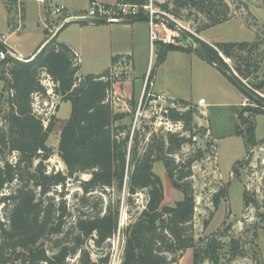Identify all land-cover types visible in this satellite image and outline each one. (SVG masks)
Returning a JSON list of instances; mask_svg holds the SVG:
<instances>
[{
	"label": "trees",
	"instance_id": "16d2710c",
	"mask_svg": "<svg viewBox=\"0 0 264 264\" xmlns=\"http://www.w3.org/2000/svg\"><path fill=\"white\" fill-rule=\"evenodd\" d=\"M157 1L154 6L172 18H180L183 11L203 15L206 24L199 32L232 17L226 0ZM124 2L140 8L139 14L125 23L147 22L144 7L150 0ZM165 21L170 29L177 30L175 22ZM101 24L105 23H94ZM45 33L44 47L40 46L33 60L8 58L0 62L9 91L7 129L0 128V264H111V240L121 229L123 195H127L125 202L131 218L123 230L120 264H178L190 249L195 250L194 264H219L226 247L234 259L242 256L239 238L223 242L231 226L220 236L196 240V197L191 180L196 157L190 155L178 162L174 157L193 145L192 136L169 133L156 147L150 143L142 148L144 137L140 139V132L132 137L131 130L120 124L128 114L116 111L111 96L118 81L113 70L125 56L113 57L112 65L103 73L79 75L80 60L74 50L49 28ZM194 41L198 48L159 41L160 60L163 62L170 52L195 53L250 98L255 106L238 110L235 129L245 139L249 155L251 149L264 144V140H256L255 124L256 117L264 114L263 98L255 92H264V76L258 75L264 40L214 46L199 38ZM220 53L233 65L225 62ZM45 78L52 85L53 96L71 104L58 146L66 171L50 172L47 166L54 155L48 140L55 117L46 126L34 104L36 97L50 98L43 84ZM150 78H154L153 71ZM175 102L189 109L172 111L170 119L183 121L185 132H192L195 111L190 102ZM12 154L16 155L15 161L10 160ZM158 161L164 162L174 188L183 194L174 206L164 204V184L154 171ZM249 161L237 162L233 172L239 175V168ZM72 183H77L78 190L70 202ZM7 189L11 190L5 192ZM140 193L146 195L141 210L135 205ZM220 193L214 197L216 206ZM249 207L259 208V202L255 192L245 189L244 209Z\"/></svg>",
	"mask_w": 264,
	"mask_h": 264
},
{
	"label": "rangeland",
	"instance_id": "374dc122",
	"mask_svg": "<svg viewBox=\"0 0 264 264\" xmlns=\"http://www.w3.org/2000/svg\"><path fill=\"white\" fill-rule=\"evenodd\" d=\"M168 1L158 0L157 2ZM226 1L230 6L232 16L230 21L202 32H199V29H202L206 24L203 15L194 11L189 15L188 11H183L180 18L173 17L171 19L172 16L166 13L170 18L164 17L175 22L179 29L176 31L170 29L162 17L158 22V28L156 27L159 40H166V42L185 48H198L194 38H199L212 46L222 42L254 43L256 40H264V0ZM88 2L89 0H71L70 4L73 9L81 11ZM6 4L9 12L14 11V24H9L10 14L7 13ZM52 4L55 5V2ZM45 8L36 0H0V37L4 36L7 43L14 45L20 53L26 55L28 51L46 39L45 25L49 27L50 32L54 25L61 22V18L51 16L49 8L47 10ZM135 23L139 24L138 22L131 24ZM163 23L167 26V31ZM78 24L81 25V23H71L68 27H72L66 34L71 40H78L83 45L81 73H103L112 65V59L116 55L111 54L109 43H103V40H92L95 36L93 31H78L77 28L80 26ZM105 24L108 25L109 23ZM119 24L118 26H125L126 23ZM10 25L16 27V33H13L15 30H11ZM119 29L121 32L129 33L127 30ZM148 32L149 43L146 44L147 48L143 46L141 52L137 50L139 53L137 70L132 68L130 58L127 62L121 63L116 70H113V76L118 80L115 84L122 83L131 76L133 78L141 76L150 65L154 76L157 75L159 90L162 89L168 93L172 100L190 102V108L195 111L193 130L185 133V136H192L193 145L191 147L186 146L179 156L174 157H176L177 162L190 155L196 157L191 177L196 197L194 220L196 240L207 239L215 235L220 236L231 226L227 235L222 237L223 242L228 243L233 238H239L243 255L234 259L229 248L226 247L222 251L219 264H264V216H262L264 214V144L260 143L251 149L248 155L245 139L235 133L237 112L247 96L213 65L195 53L170 52L161 62L162 49L159 40L151 44L149 26ZM163 42L165 43V41ZM220 54L225 62L230 66L233 65L231 60L223 56L222 53ZM261 59V69L258 75L264 76V52ZM47 81L45 78L43 84L47 87L50 98L34 99L35 110L42 115L46 126H48L50 119L55 117V127L48 140V145L54 152L52 158L47 162L49 171H66V167L58 155V146L63 125L71 114V104L64 103L61 108V99L53 96V90ZM259 93L264 96V92ZM142 94L138 100L132 99L126 103H122L123 99L120 97L118 100L114 93L111 99L116 111L128 114L126 120L120 124L127 126L131 130V135L140 132V139L142 140L144 137L141 147L144 148L150 143L156 147L162 137H167L169 133L178 134L179 131L175 128L172 132L170 131L167 126L168 120L164 117L163 106L161 105H146L142 109V115L138 116L137 111ZM262 98L264 104V97ZM200 99L205 100L206 107L199 106ZM8 100L7 80L2 76L0 69V128L3 129H7L5 116L9 111ZM185 108H187L186 110L189 109V107ZM255 124L256 140L260 142L264 140V114L256 117ZM202 129H205L206 132L202 133ZM195 136L198 138L197 141H194ZM15 158V154L10 156L11 161H15ZM243 159L250 161L245 167L239 168L238 175L233 172V167ZM154 171L164 184V204L174 206L176 202L183 199V194L174 188L163 161L155 163ZM77 186V183L70 185L71 195L68 197L70 202H73L71 196L78 190ZM245 189L255 192L259 208L244 209ZM10 190L7 189L5 192ZM219 193L221 196H219V204L216 206L214 197ZM126 198L127 195H123L121 229L111 240L113 253L111 264H120L123 254L125 243L123 230L131 218L128 205L125 202ZM145 198V193L136 196L135 205L140 210L143 209ZM1 208L0 205V217L3 214ZM135 211L136 209H133V213ZM259 213L261 216L258 215ZM194 254L195 250H187L178 264H194ZM93 257L96 258L95 255ZM204 264L212 263L205 262Z\"/></svg>",
	"mask_w": 264,
	"mask_h": 264
},
{
	"label": "built area",
	"instance_id": "2783aa9c",
	"mask_svg": "<svg viewBox=\"0 0 264 264\" xmlns=\"http://www.w3.org/2000/svg\"><path fill=\"white\" fill-rule=\"evenodd\" d=\"M125 0H119L113 4H110L109 6L103 3H98L96 1L90 2L89 7L86 11H84L81 14L77 15H70L68 12V9L65 5H54L51 3V0H36L37 3L43 4L47 8H49L51 12V16L61 18L60 26H64L69 23H109V24H119V23H125L128 19L134 18L139 14V6L137 5H130L124 2ZM154 0H150L149 4L144 7L145 11L147 12V23L150 30V40L151 44L155 43L157 40H159L158 35L156 33V27L158 26V22L163 17L164 22L165 17H169L166 13L160 11L154 6ZM165 16V17H164ZM170 18V17H169ZM173 19V18H171ZM163 26L165 30L167 31V26L163 23ZM158 28V27H157ZM11 30L17 31L15 27H10ZM179 28H177L178 30ZM180 31V30H179ZM5 37H0V43H4ZM160 41V40H159ZM165 43H171L166 42ZM34 55L29 58H23L22 56H18L14 51H12L9 48L0 49V62L7 60L8 58H14L19 61L28 62L30 60L34 59ZM79 57V56H78ZM129 57L125 56L123 57L115 70L118 68V66L121 63L127 62ZM80 60V59H79ZM151 70H149L148 75L144 82V88H143V94L141 101L138 106L137 115H142V109L146 107V105H153L158 104L163 106L162 112H164V117L168 120L167 126L170 128V131L172 132L175 128L181 135H185V125L183 121H173L170 119L169 115L172 111H178L183 112L187 108L181 106L180 104L176 103L175 100H172L168 95L166 94H159L154 91V83L153 80L150 78ZM49 85L52 88L51 83L49 80L47 81ZM52 90V89H51ZM257 94H259L261 97H264L261 93L258 91H255ZM39 98V97H36ZM206 105L205 100L199 101V106L204 107ZM242 107L247 106H255L250 98H245V100L242 102ZM36 106V105H35ZM137 116V118H138ZM178 133V134H179ZM133 137V134H132ZM197 136L194 137V141H197Z\"/></svg>",
	"mask_w": 264,
	"mask_h": 264
},
{
	"label": "crops",
	"instance_id": "0c3cea01",
	"mask_svg": "<svg viewBox=\"0 0 264 264\" xmlns=\"http://www.w3.org/2000/svg\"><path fill=\"white\" fill-rule=\"evenodd\" d=\"M70 1L71 0H57V1L51 0V3L55 2V5H65L70 15H77V14H81V12L86 11L91 2V0H89L86 7L81 9V11H78L76 9H73V6L70 4ZM95 1L98 3H103V4H113L115 3L116 0H113V1L95 0ZM5 7H7L6 8L7 13L10 14L9 24L11 23L14 24L15 23L14 11L9 12L7 4ZM25 9H26V6H25ZM45 10H47V7L45 8ZM45 21L47 22L46 18H45ZM137 22L139 24L126 23L125 26H118L120 24H108V25L107 24H101V25L90 24L86 26L83 24L81 25L78 24L80 26H78L77 29L80 32L89 31V30L93 31L95 36L93 37L92 40H103V43H107V44L109 43L112 55L115 54L116 56L123 55V56L129 57L130 60L132 61V68L134 70H137L138 68L137 60H138V54H139L137 50L141 52L142 47L146 46V44L149 43L148 23L144 21H137ZM10 26L12 27V25ZM71 27L72 26L66 27L65 29L62 30L63 26H60V23H59L58 25L53 26V30H50V33H52L54 36L58 35L59 41L66 43L69 47H71L74 50V52L79 56V59H80L79 75H87V74L81 73V70H82L81 66L83 65L81 50H83V45L78 40H73V39L71 40L70 37L67 36L66 34L71 29ZM118 27L121 29L127 30L129 33L121 32ZM46 28H49V27H46L45 25V30ZM16 32H13V33H16ZM6 40L7 39L5 38V41L3 44L7 48L14 51L18 56H22L23 58H29L33 56L37 52V50L40 48V46H43L45 42V40H43L42 42L39 43V45H37L36 47L28 51L26 55H23L16 49L14 45H10L9 43H7ZM92 48H93V42H92ZM149 70H151L150 65L148 69L146 70V72H144V74H142L141 76L139 77L136 76L135 78L131 76V77H128L126 81L115 84L114 85V96L118 100H120L119 97L122 98L123 99L122 103H126L128 100H132V99L138 100L142 94V91L144 88V82L148 75ZM152 80L154 83V90L156 93L168 95V93L162 91V89L160 90L158 89L157 75L154 76ZM200 100H204V99H200ZM63 104L64 103L61 104V108ZM206 106H207V103L204 107ZM202 124H204V122H202Z\"/></svg>",
	"mask_w": 264,
	"mask_h": 264
},
{
	"label": "water",
	"instance_id": "95a60500",
	"mask_svg": "<svg viewBox=\"0 0 264 264\" xmlns=\"http://www.w3.org/2000/svg\"><path fill=\"white\" fill-rule=\"evenodd\" d=\"M43 47H44V46H43ZM43 47H42V48H43ZM0 48H1V49H4V47L2 46V44H1V43H0ZM40 51H41V50H40Z\"/></svg>",
	"mask_w": 264,
	"mask_h": 264
}]
</instances>
